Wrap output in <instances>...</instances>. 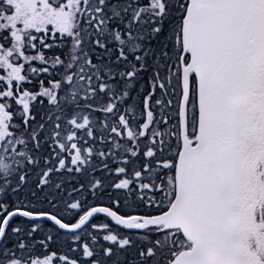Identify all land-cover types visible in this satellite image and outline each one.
Segmentation results:
<instances>
[{"label":"snow or ice","instance_id":"obj_1","mask_svg":"<svg viewBox=\"0 0 264 264\" xmlns=\"http://www.w3.org/2000/svg\"><path fill=\"white\" fill-rule=\"evenodd\" d=\"M0 264H264V0H0Z\"/></svg>","mask_w":264,"mask_h":264}]
</instances>
